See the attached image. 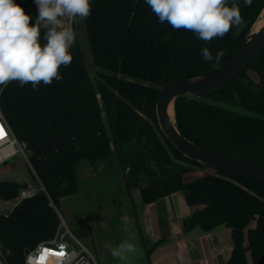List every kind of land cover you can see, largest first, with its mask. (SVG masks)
<instances>
[{"label":"trees","instance_id":"1","mask_svg":"<svg viewBox=\"0 0 264 264\" xmlns=\"http://www.w3.org/2000/svg\"><path fill=\"white\" fill-rule=\"evenodd\" d=\"M235 2L243 23L205 43L193 32L159 23L145 0H91V15L84 21L99 87L92 86L77 43L70 49L72 63L60 68L62 80L36 90L31 84L7 85L0 94L1 111L19 141L27 144L29 163L42 185L8 215L0 214V242L13 253L5 256L8 264H24L28 250L53 240L61 200L78 189L79 163H112L116 151L127 171L126 186L130 193L139 192L141 206L182 192L191 210L181 220L182 234L230 229L234 246L226 264H264V181L216 168L186 181L188 174L211 167L178 151L162 133L156 114L165 81L212 74L250 38L253 25L255 31L263 21L264 0H252L250 6ZM16 3L34 24L33 0ZM43 34L42 29V44ZM205 47L213 57L223 50L219 63L203 59ZM250 70L258 83L249 80ZM175 118L182 134L204 149L264 163V49L218 90L177 99ZM26 187L1 183L0 197L16 199ZM137 224L144 228L142 218ZM166 243L160 239L147 248L148 263Z\"/></svg>","mask_w":264,"mask_h":264},{"label":"clouds","instance_id":"2","mask_svg":"<svg viewBox=\"0 0 264 264\" xmlns=\"http://www.w3.org/2000/svg\"><path fill=\"white\" fill-rule=\"evenodd\" d=\"M37 7L33 17L16 3V0H0V94L9 83L21 87L31 84L36 90L41 84L50 86L63 79L60 68L73 61L70 49L76 43L77 33L71 25L62 26L63 18L72 22L86 20L91 15V0H33ZM157 16L158 22L169 24L174 30L193 32L205 43L223 38L233 27L243 23L239 5L233 0H145ZM252 0H244L250 6ZM44 30L41 43V30ZM207 62L219 63L224 55L220 50L213 57L208 48L201 50ZM113 258L125 261L129 254L137 252V246L124 240L117 246H107ZM13 255L3 250L0 257ZM0 264H5L0 260Z\"/></svg>","mask_w":264,"mask_h":264},{"label":"rangeland","instance_id":"3","mask_svg":"<svg viewBox=\"0 0 264 264\" xmlns=\"http://www.w3.org/2000/svg\"><path fill=\"white\" fill-rule=\"evenodd\" d=\"M66 21L67 19L63 18V23L66 24ZM63 23L62 26L65 25ZM73 26L77 33L76 43L84 55L90 73L91 84L94 88L99 87L101 77L97 73L98 68L94 66L85 21L81 22L77 18V22H73ZM253 27L250 34L254 32ZM247 75L249 80H252L255 84L258 83L259 77L256 72L250 70ZM28 170L32 171V167L29 161L20 154L18 157L9 160V163L0 169V184L4 182L26 184L27 187L20 191L19 197H22L20 194L23 192L30 191V194H32L41 191L42 185L38 177L36 178L33 171L31 173ZM210 172H212V168L199 169L188 174L185 180L191 181ZM126 173L127 171L120 165L117 151L114 153L112 163L101 161L91 164L87 160H82L78 168L77 191L61 200L58 210L59 216L63 218L73 234L95 255L98 264H150L146 258V250L154 245L153 240L150 237L148 238L145 229L137 224V220L140 219L141 221L142 218L140 207L143 205L141 206L137 190L133 193L129 192L126 186ZM180 194L185 199L182 192L173 193L168 197L175 195L173 200H176L175 203L180 206ZM132 198L135 201L136 209ZM13 200L6 201L0 197V211H7ZM162 207L164 206L160 203L157 207L160 208V214L154 218V224L157 223L161 229L171 226V223L164 220L165 211ZM137 214L139 217H136ZM124 240H130L137 246L138 250L134 254H129L127 260L120 261L111 256L107 246L115 247ZM231 244L233 249L232 236L231 242L224 240L226 248L229 249Z\"/></svg>","mask_w":264,"mask_h":264},{"label":"water","instance_id":"4","mask_svg":"<svg viewBox=\"0 0 264 264\" xmlns=\"http://www.w3.org/2000/svg\"><path fill=\"white\" fill-rule=\"evenodd\" d=\"M263 49L264 23L212 74L175 79L171 82L165 81L159 87L156 101L159 127L164 136L186 158L211 168L221 169L240 178L264 181V163L252 162L225 153L204 149L182 134L177 127L175 118L177 99L183 96H202L218 90L239 76ZM95 88L97 89V87ZM171 112L174 120L171 117ZM8 163L9 161L0 165V169Z\"/></svg>","mask_w":264,"mask_h":264},{"label":"crops","instance_id":"5","mask_svg":"<svg viewBox=\"0 0 264 264\" xmlns=\"http://www.w3.org/2000/svg\"><path fill=\"white\" fill-rule=\"evenodd\" d=\"M32 171H34L33 168ZM23 193L20 194L22 197L18 196L13 200L11 207L7 211H0V214L8 215L25 195L31 196L35 194H30V191L25 192V195ZM175 195L167 196L168 198H162L156 203L140 207L143 229H145V234L148 238L150 237L153 240L152 243L154 244L160 239H167L165 245L154 250L150 264H226L230 250L232 251V244L228 249L224 245V240L231 242V230L225 228L206 235L182 234L181 220L187 217L191 210L181 194L179 196L180 206H178L175 203L176 200H173ZM160 203L164 206L162 207L165 211L164 220L171 223V226H166L163 229L158 227L157 223L156 225L154 224V218L160 214L161 207L157 208Z\"/></svg>","mask_w":264,"mask_h":264},{"label":"built area","instance_id":"6","mask_svg":"<svg viewBox=\"0 0 264 264\" xmlns=\"http://www.w3.org/2000/svg\"><path fill=\"white\" fill-rule=\"evenodd\" d=\"M66 19V24L63 23L64 26L71 25L74 28L73 22ZM0 126L3 127L4 132V135L0 136V165L20 154L29 161L27 144L19 141L16 137L1 108ZM59 217L60 226L53 240L41 242L34 249L28 250L24 264H98L95 255L73 234L63 218ZM61 253L63 255H60ZM0 260L8 264L5 257H0Z\"/></svg>","mask_w":264,"mask_h":264},{"label":"snow or ice","instance_id":"7","mask_svg":"<svg viewBox=\"0 0 264 264\" xmlns=\"http://www.w3.org/2000/svg\"><path fill=\"white\" fill-rule=\"evenodd\" d=\"M4 135V132H3V127L0 126V136H3ZM60 255H63L62 253Z\"/></svg>","mask_w":264,"mask_h":264},{"label":"bare ground","instance_id":"8","mask_svg":"<svg viewBox=\"0 0 264 264\" xmlns=\"http://www.w3.org/2000/svg\"><path fill=\"white\" fill-rule=\"evenodd\" d=\"M264 23V19H263V21L260 23V25L257 27V28H259L262 24ZM257 30V29H256ZM255 30V31H256ZM171 117H172V119L174 120V117H173V113L171 112Z\"/></svg>","mask_w":264,"mask_h":264}]
</instances>
